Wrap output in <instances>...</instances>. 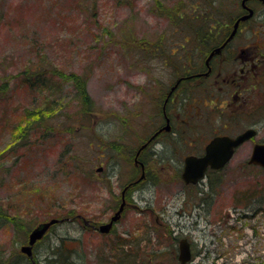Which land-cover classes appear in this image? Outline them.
Here are the masks:
<instances>
[{
    "label": "rangeland",
    "instance_id": "rangeland-1",
    "mask_svg": "<svg viewBox=\"0 0 264 264\" xmlns=\"http://www.w3.org/2000/svg\"><path fill=\"white\" fill-rule=\"evenodd\" d=\"M236 1L0 0V83L7 81V91L0 97V152L12 143L10 128L21 108L35 106L34 103L40 101L42 86L30 90L22 83L23 70L29 69L33 76L37 71L47 74L52 84L43 90L54 92L63 104L45 129L42 127L44 139L34 134L30 143H18L11 153H0V213H12L14 204L27 206L37 193L43 201L51 197L58 205L64 203L62 209L77 206L76 210L83 211L86 217L99 215L107 201L104 180L109 179L112 192L118 195L119 180L131 170L121 156L101 144V139L121 140L127 146L136 147L143 134L141 124L150 114L151 96L163 85L168 88L167 83L172 84L175 78L167 61L171 66L172 61L182 62L184 54H190L182 46V36L191 38L185 33L190 28L185 26V19L177 15L202 14L208 23L214 24L217 15L221 14L223 20L224 12L234 11ZM169 11H173L171 16L175 20L168 16ZM256 36L249 42L255 41ZM139 40L144 44H139ZM155 44H159L156 54L151 51ZM140 45L148 47V51H141ZM186 45L188 43L185 44L188 50ZM258 45L263 46L261 42ZM168 51L174 53L169 55ZM162 52L170 56L169 60L161 56ZM51 69L87 77V91L94 103L88 119L77 112L71 84L63 82L59 75L49 76ZM258 81L264 85V78L258 76ZM193 89L196 95L204 92L196 85ZM222 110L224 116L218 117L207 108H201L198 116L185 124L186 129L194 132L192 144L185 147L183 156L199 143L203 147L214 135L213 129L216 134L235 135L246 128L224 127L223 122L230 112L226 108ZM259 116L261 114L255 118ZM123 120L131 125L124 129ZM254 128L256 137L239 147L225 168L212 177L215 184L212 205L205 206L201 201L209 191L207 187L201 192L190 188L183 191L181 183L175 176L172 178V170L159 176L156 185H145V196L151 193L150 197L154 198L151 202L154 214H164L170 226V241L168 238L159 240L152 231L150 237L143 235L137 228L147 224L145 213L129 207L115 227L116 234L123 239L136 236L137 242L128 240L123 248L110 251L111 236L84 231L79 223L64 221L55 225L41 241L40 259L46 256L49 245L54 249L58 247L61 238H78L80 250L70 256V264H149L152 252L168 249L164 258H154L150 264H177L175 248L178 239L185 237L196 253L191 264H264V213L250 220H237L248 204H255L252 199L261 196L264 201L261 195L264 170L247 164L253 145L264 142V124ZM203 137L204 142L197 141ZM100 165L103 167L101 176L96 173ZM86 174L93 179H87ZM26 192L25 200L15 202ZM185 196L189 198L186 204ZM31 203L35 210L36 205L44 209L47 202ZM144 206L140 201L139 208ZM109 216L101 220L105 222ZM40 222L27 225L30 226L27 231ZM24 238L0 221V258H11L6 264H12V254L18 252Z\"/></svg>",
    "mask_w": 264,
    "mask_h": 264
},
{
    "label": "flooded vegetation",
    "instance_id": "flooded-vegetation-1",
    "mask_svg": "<svg viewBox=\"0 0 264 264\" xmlns=\"http://www.w3.org/2000/svg\"><path fill=\"white\" fill-rule=\"evenodd\" d=\"M247 8L251 9L253 12L251 18L246 21L240 20L235 35L230 41H227L233 30L234 23L239 20L242 15L247 13ZM233 10L234 11L229 9L227 12H224V26L214 24L211 26L212 46L209 51L203 54L205 55L203 59L195 55L190 50V47H188L187 50V47L182 45L190 54H184L180 61L183 60L182 62L187 66L189 65V67L185 69L182 75L173 76L175 78L172 84L167 83L169 86L167 89L165 85L159 88V90L151 96L149 102L153 113L155 111L156 115L150 118V122L146 125V137L139 143V147H144L138 153V157L145 156V162L141 160L142 162L137 161L139 164H135V155L138 149L135 150L132 163L137 169V173L125 176L118 182V187L120 188L119 201L121 202V199H124L127 208L131 207L145 213L146 219L148 220L147 224L150 223V226L148 225L150 229L153 227L150 222L151 219H153L158 226L164 224L165 220L163 218L164 214H154V210L151 209V202L154 198L150 197L151 193L149 197L145 196L143 190L145 185L151 182L154 184V182L151 181L154 180V171L151 169L148 162H180V164H172L169 165V167L175 169L176 176L179 177V181L183 184L182 190H186L187 187L200 190L204 187H209L211 182L214 183V181H209L208 179L209 175L214 176V171L209 169L206 170L204 179H200L194 185H185L181 181L184 159L190 155L196 157L201 156L207 143L206 142L203 147H201L199 143L195 146L193 151L183 156L185 147L192 144L194 132L192 129L185 128V124L190 121L188 112L191 114L192 112H198L199 106L202 107L203 103L201 98L191 97L193 96L192 93H194L193 88L195 85L204 91V95H206L204 106H211L212 112L215 115L218 117L221 115L223 117L224 112L222 109L225 108L228 109V113H232H229L227 116L228 119L224 120V127H227V125L228 127L240 126L241 128L246 127L245 129H247L254 128L260 123L264 124V85H262L261 81H258V76L264 78V2L261 0H237ZM253 35H257L256 40L249 42ZM260 42L263 46L258 45ZM183 47L181 48L183 49ZM170 51H168L169 55L174 53ZM211 52L212 56L207 66L205 60ZM195 53L197 54V48ZM196 63L200 64L203 68L196 71V69L192 67ZM208 69V74L204 75ZM247 72H251V74L248 75ZM238 79L242 81L239 82ZM204 80L205 87L203 88L202 82ZM173 86H175V89L172 92L170 90ZM226 97L229 99H226ZM242 108H244V110H242ZM258 114H261V116H259L261 118L257 117L258 119H256L255 117ZM195 115H197V113ZM166 120H168L169 125L167 130L163 129ZM212 133L214 137L217 135H227L216 134L214 133V129ZM233 134L234 133L228 135L232 136ZM197 141L204 142L205 138L203 137ZM165 167H168V165H162L161 170ZM105 183H107V181H105ZM105 189L109 191L107 186ZM204 194L207 195H205L201 201L204 202L205 206L212 205L214 202V192H206ZM187 200H189L188 197L185 198V204ZM140 201L145 204V206L142 207L143 209L139 208ZM126 211L127 210H122L120 215L121 219L125 216ZM113 213L114 211H112L111 215ZM81 221L83 222L82 219ZM87 222V224H84V228L97 232L98 224H96L95 220H88ZM114 228L115 226L112 227V230ZM137 230H142L143 233L148 231V229L143 227L137 228ZM112 234L101 235L117 237L115 234ZM133 236H135V234H133ZM41 241L37 242L32 247V259L21 254L20 261H22V263L42 264L47 263L46 260L49 258L54 257L53 259H59L60 251L49 248L50 245L48 246L47 254L45 253L46 256L40 259L38 247ZM113 246L118 247L116 243L113 245L108 244L110 251L113 250ZM176 251L177 249L175 248V252ZM70 252L75 253V251Z\"/></svg>",
    "mask_w": 264,
    "mask_h": 264
},
{
    "label": "trees",
    "instance_id": "trees-1",
    "mask_svg": "<svg viewBox=\"0 0 264 264\" xmlns=\"http://www.w3.org/2000/svg\"><path fill=\"white\" fill-rule=\"evenodd\" d=\"M123 1L127 2L128 0H123ZM209 2L213 3V0H209ZM156 3L159 4L158 1ZM160 7L161 6H157L156 8H160ZM168 10H171V9H168ZM172 12L173 11H169V13L167 14L168 16L171 17L172 20H175L176 18L171 16ZM177 17L181 20L185 19L184 20L186 22L185 26L190 28V30L188 29L187 32L185 33L191 36V41L198 48L200 55L205 54V52L208 49H210L212 46L211 26L213 25V23H211V21L208 23L206 21V18L203 17L202 14L192 15L189 13H183V14H178ZM215 19L216 20L214 22V25H223V26L225 25V22H223L224 19L223 20L221 19V14L217 15ZM196 23L199 24L198 27H193L194 25H196ZM128 38L130 40L133 39L132 35H129ZM138 43L144 44L142 40H139ZM139 47H141V51H144V53L145 51H148L149 49L145 45H140ZM153 47L157 49L156 45H154ZM167 66L170 67V70L172 68L173 69L172 72H174L176 75H179V73H181V71L183 70L182 64H180L179 61L178 62L172 61L171 66L169 65V63H167ZM194 66L197 68L199 67L198 65H194ZM22 73H23L22 83L25 84L28 88H30V90L37 89L38 87H40L39 85L42 86L41 96H39L40 101L37 103H34L37 105L35 106L32 105L30 107H23L21 108L22 110L18 112L17 119L15 123L12 124L13 126H11L10 128L12 143L6 145L3 148V150H1L2 152L6 151V152L11 153L13 147H16L19 145L18 143H20L21 145L30 143V140L32 136H34V134L35 136L38 134L39 139H44L46 135H45V130H42V127L45 129L46 124L50 122L49 119L54 117L57 114L59 107L63 106L61 99L57 98L54 92L52 91L46 92L45 90H43L44 87L50 86L52 84L51 80L47 79V76H48L47 74H43L40 71H37L35 76H33L32 75L33 72H31L29 69L23 70ZM48 74L49 76H52L51 74L59 75V77L63 78V82L71 84V86L74 89L73 99L75 102H77V107H78L77 112L83 113L85 115V118L88 119L89 118L88 114L89 113L91 114L92 113L91 111H93L94 103L87 91V86H86L87 77L85 75H81L78 73L62 74V72L56 71L54 69L49 70ZM202 87H205V85ZM6 91H7V81L1 82L0 83V97L3 96ZM122 125L125 129L126 127H129L130 123L127 120H123ZM107 144L111 146V149L116 151L118 155L121 156L125 161H127L128 159L130 161L132 159V157L128 155L129 152L127 153V151L125 150L129 146L125 148V146L117 142L107 143ZM142 160L145 161V159H142ZM85 176L87 177V179H91V180L93 179V177L90 175L86 174ZM85 176L83 178H86ZM214 186L215 184L211 182L212 190H214ZM30 190L31 189H28V191ZM27 192L25 193L23 197H17L15 202L19 203L17 201L18 199L22 201L25 200L27 196ZM261 195L264 196V192L261 191ZM36 200H39L44 203L47 202L46 205L44 206L45 208L42 209V207H39L36 205L35 210H33L34 208H32L31 206L32 205L31 201H36ZM252 202L255 203L251 205L252 207H250V204L246 206V208L250 209V212L252 214L250 217L257 215L259 212H264V203H263L264 201L262 200L261 196L258 198L252 199ZM36 203H40V202H36ZM26 204L27 206L19 205V204L12 205L11 206L12 213L10 214L4 213V212L0 213V221L2 220V223L6 222L8 225L11 226V228L14 230L15 233H21L23 236L27 235L28 233L27 229L30 228V226L28 227L26 226L27 225L32 226L33 224H35L36 221H39V222L41 220L47 221L52 218L54 219H66V218L74 219V218H77L76 215L85 216L83 211L76 210L78 208L77 206H74L68 209L65 208L64 206V208L62 209L61 207L64 203L58 205L56 199L51 198V197L46 199V201H43V198L41 196H37V193L35 197H32L30 201H28ZM240 218H243V217L241 216ZM60 243L61 244H60L59 251H62V248L64 250H68V249L72 250L74 246L78 245L77 240L75 242L61 240ZM7 259L10 260V258H7ZM7 259L0 258V264H6ZM66 260H68V255L66 256ZM47 264H56V262L50 260ZM60 264H67V263L66 262L62 263L60 261Z\"/></svg>",
    "mask_w": 264,
    "mask_h": 264
},
{
    "label": "water",
    "instance_id": "water-1",
    "mask_svg": "<svg viewBox=\"0 0 264 264\" xmlns=\"http://www.w3.org/2000/svg\"><path fill=\"white\" fill-rule=\"evenodd\" d=\"M252 12L247 16H243L241 20L247 19L251 16ZM237 24L234 28L236 29ZM232 32L229 39L235 32ZM228 39V40H229ZM211 58L209 56L208 60ZM254 134L253 130H247L244 133L238 135L234 139L228 137H216L214 138L206 147V153L202 158L187 157L184 160V169L182 173V179L185 183H195L204 174L206 167L209 165L212 169L222 168L232 157L234 149L237 148L244 141L250 139ZM249 164L257 165L264 168V145H255L250 158L248 160ZM124 202L120 205L118 211L111 218L110 223L102 225L99 227V231L102 233H107L112 225V223L119 219L120 213L123 209ZM60 221L52 219L48 222L41 223L37 225L28 236V244L21 247V251L25 253L28 257H32V246L33 244L40 240L48 228ZM178 261L179 264H187L190 260L189 246L186 240H181L178 246Z\"/></svg>",
    "mask_w": 264,
    "mask_h": 264
}]
</instances>
